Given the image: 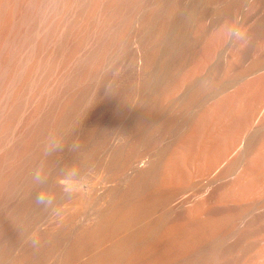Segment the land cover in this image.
I'll list each match as a JSON object with an SVG mask.
<instances>
[{
    "label": "bare ground",
    "instance_id": "obj_1",
    "mask_svg": "<svg viewBox=\"0 0 264 264\" xmlns=\"http://www.w3.org/2000/svg\"><path fill=\"white\" fill-rule=\"evenodd\" d=\"M0 264H264V0H0Z\"/></svg>",
    "mask_w": 264,
    "mask_h": 264
},
{
    "label": "clouds",
    "instance_id": "obj_2",
    "mask_svg": "<svg viewBox=\"0 0 264 264\" xmlns=\"http://www.w3.org/2000/svg\"><path fill=\"white\" fill-rule=\"evenodd\" d=\"M230 32L233 36L239 37L240 33L237 29H230Z\"/></svg>",
    "mask_w": 264,
    "mask_h": 264
}]
</instances>
